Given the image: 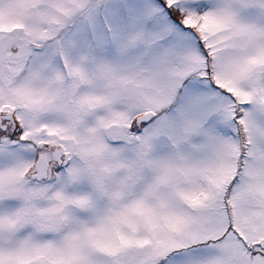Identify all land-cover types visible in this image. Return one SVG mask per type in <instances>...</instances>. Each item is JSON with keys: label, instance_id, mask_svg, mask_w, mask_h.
Segmentation results:
<instances>
[{"label": "snow or ice", "instance_id": "6c2138e0", "mask_svg": "<svg viewBox=\"0 0 264 264\" xmlns=\"http://www.w3.org/2000/svg\"><path fill=\"white\" fill-rule=\"evenodd\" d=\"M0 264H264V0H0Z\"/></svg>", "mask_w": 264, "mask_h": 264}]
</instances>
